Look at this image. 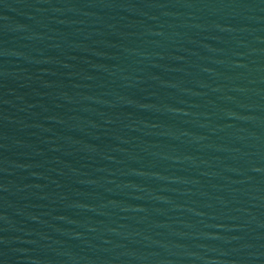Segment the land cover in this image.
<instances>
[{"label":"water","instance_id":"obj_1","mask_svg":"<svg viewBox=\"0 0 264 264\" xmlns=\"http://www.w3.org/2000/svg\"><path fill=\"white\" fill-rule=\"evenodd\" d=\"M0 264H264V0H0Z\"/></svg>","mask_w":264,"mask_h":264}]
</instances>
